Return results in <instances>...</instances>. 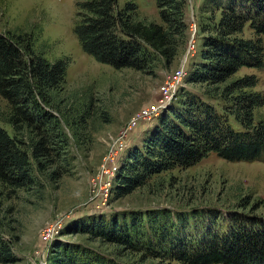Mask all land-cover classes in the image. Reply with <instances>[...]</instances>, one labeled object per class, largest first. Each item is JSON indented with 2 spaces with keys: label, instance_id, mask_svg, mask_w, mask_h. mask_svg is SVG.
Listing matches in <instances>:
<instances>
[{
  "label": "trees",
  "instance_id": "obj_1",
  "mask_svg": "<svg viewBox=\"0 0 264 264\" xmlns=\"http://www.w3.org/2000/svg\"><path fill=\"white\" fill-rule=\"evenodd\" d=\"M155 3L160 22L141 18L132 0H76L73 33L84 52L115 68L144 70L158 56L171 63L188 36L187 1ZM204 6L211 14L197 22L201 48L187 75V82L201 86L202 92L181 88L141 144L124 149L112 182L116 197L154 173L187 167L211 152L228 160L264 157V116L257 115L264 93L255 88V73L237 74L242 66L264 67V0H203ZM246 27L251 36H245ZM35 39L30 30L0 31V120L11 127L10 132L0 123V187L11 191L34 184L37 172L65 156L67 140L58 114L65 116L59 94L68 57L48 58ZM216 97L221 110L208 100ZM150 213L155 214L149 212L150 218ZM95 214L66 232L135 252L141 262L152 258L178 264H264V220L251 216L238 215L223 235L183 237L167 231L166 224H144L135 218L127 224L126 216L120 222L114 215L107 219ZM15 261L0 231V262ZM47 264L129 263L55 241Z\"/></svg>",
  "mask_w": 264,
  "mask_h": 264
},
{
  "label": "rangeland",
  "instance_id": "obj_2",
  "mask_svg": "<svg viewBox=\"0 0 264 264\" xmlns=\"http://www.w3.org/2000/svg\"><path fill=\"white\" fill-rule=\"evenodd\" d=\"M132 1L137 3L141 18L160 22L155 0ZM186 1L188 36L175 59L168 63L158 56L149 68L141 70L115 68L82 50L72 30L76 0H0V31H33L36 46L48 58L68 57L65 83L59 94L64 98L65 116L58 114L67 140L62 149L65 156L37 172L35 183L28 187L14 191L0 187V231L16 258L13 263L0 264H47L55 241L129 264H178L152 258L141 262L135 252L123 251L87 234L66 232L75 224L87 222V217L95 213H102L107 219L114 215L120 222L126 216L127 224L133 218L144 224H166L167 231L183 237L208 232L223 235L231 228L230 221L241 214L264 220V157L228 160L211 152L187 167L154 173L144 184L119 197L111 188L103 205L94 196L100 164L113 142L123 138L126 148L138 146L157 121L154 115L120 137L136 110L159 100L161 86L169 76L180 66L185 67L183 84L170 101L183 87L202 92L201 86L187 82V75L201 48L197 22L200 16L211 14V9L202 7L203 0ZM244 34L251 36L252 32L246 27ZM262 38L264 44V35ZM252 72L258 77L255 88L264 93V67L242 66L237 74ZM216 98L208 100L221 110V100ZM2 104L0 99V110ZM257 115L264 116V105L257 109ZM230 122L239 127L231 116ZM0 123L11 132L9 124L2 120ZM149 212L155 214L150 213V218ZM56 218L63 221L61 234L43 244L39 239L43 223Z\"/></svg>",
  "mask_w": 264,
  "mask_h": 264
},
{
  "label": "built area",
  "instance_id": "obj_3",
  "mask_svg": "<svg viewBox=\"0 0 264 264\" xmlns=\"http://www.w3.org/2000/svg\"><path fill=\"white\" fill-rule=\"evenodd\" d=\"M193 41V40H191ZM192 43V42H191ZM192 44H190V47ZM185 75V67L180 66L176 72L168 77V80L161 86V94L159 100L144 104L131 116L125 128H122L120 137H123L126 133L131 132L139 122H145L150 120L154 115H158L160 111L165 107L167 102H170L173 93L183 84V78ZM129 135V134H128ZM134 135V134H132ZM127 139V138H126ZM116 143V145H115ZM115 145V147H114ZM126 148L125 139H117L111 145V149L105 154L99 168L98 181L94 182L98 191L94 194L97 196L99 204L103 205L112 188V182L119 164L120 153ZM114 175V176H113ZM97 203V206L99 205ZM101 209V208H100ZM62 219L56 218L44 222L40 233L39 239L43 244H49L61 234Z\"/></svg>",
  "mask_w": 264,
  "mask_h": 264
}]
</instances>
